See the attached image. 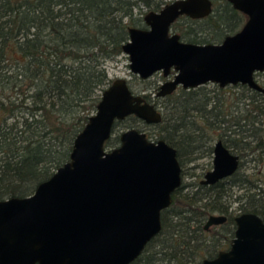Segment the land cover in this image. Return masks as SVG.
Returning a JSON list of instances; mask_svg holds the SVG:
<instances>
[{
    "label": "trees",
    "instance_id": "obj_1",
    "mask_svg": "<svg viewBox=\"0 0 264 264\" xmlns=\"http://www.w3.org/2000/svg\"><path fill=\"white\" fill-rule=\"evenodd\" d=\"M213 2L208 17H183L174 24L184 41L218 43L243 26L245 15L228 0ZM165 3L0 0V200L33 194L70 159L76 136L113 81L106 62L123 54L129 28H145L144 14ZM213 85L157 97L154 103L163 119L148 137L177 148L185 169L212 156L219 133L256 170L250 174L240 169L229 183L208 188L199 181L184 183L162 212L161 232L131 264H199L230 246L237 215L253 212L264 219V94L243 84ZM152 87L149 83L143 88L148 100L151 93L146 91ZM127 121V128L147 125L133 115L116 122L107 147L120 144L117 127ZM234 187L243 192L236 194ZM213 214L228 220L205 229Z\"/></svg>",
    "mask_w": 264,
    "mask_h": 264
},
{
    "label": "water",
    "instance_id": "obj_2",
    "mask_svg": "<svg viewBox=\"0 0 264 264\" xmlns=\"http://www.w3.org/2000/svg\"><path fill=\"white\" fill-rule=\"evenodd\" d=\"M247 16L235 33L219 43L199 44L171 32L176 20L213 11L212 0H172L148 11L145 28L130 27L122 46L131 72L142 79L155 73L173 78L157 92L207 83L243 84L264 94V0H228ZM136 116L158 124L160 109L126 78L114 79L102 92L96 111L74 140L70 159L28 196L0 200V264H131L162 230V212L182 186L178 150L164 139L153 140L135 127L107 147L116 122ZM240 167V155L222 140L214 147L213 168L202 183L215 184ZM227 220L211 215L205 229ZM228 249L199 264H264V219L245 212L235 217ZM192 264V263H188Z\"/></svg>",
    "mask_w": 264,
    "mask_h": 264
},
{
    "label": "rangeland",
    "instance_id": "obj_3",
    "mask_svg": "<svg viewBox=\"0 0 264 264\" xmlns=\"http://www.w3.org/2000/svg\"><path fill=\"white\" fill-rule=\"evenodd\" d=\"M129 64H130V61H129L128 56L123 53L122 55L116 57L113 60H108L105 66L112 80L116 78L128 79L129 84L131 85L133 90L137 93L144 92L143 88L146 86V84L152 83V86H153L152 89H147L146 92L151 93V99L149 100L152 102H155L157 98L156 94L158 91L157 88L155 89V85L156 84L160 85L161 83L164 82V80L161 77V73L158 72L154 74L152 77H150L147 83H144L141 81L140 77H138L137 75L131 72ZM257 79L263 82L264 73H260L257 76ZM209 86L212 88L214 87L212 83H210ZM229 91H232V89L227 90V93ZM138 124H139L140 130L145 131L147 134H149L150 132H155L159 130V127L155 125H145L144 123H138ZM128 125H129V121L121 123L120 125H118L116 133H122L124 130L128 129L126 127ZM243 161L245 164L241 168V172H247V173L252 174L256 170L254 163L253 162L248 163L246 159H244ZM212 165H213V157L211 156L202 157V158L195 160L194 162L188 163L185 166V171H184L185 173L183 174V182L184 183L198 182L201 178H203V174L205 173V171L210 170ZM196 166H199V167L196 168ZM194 172L196 175H194ZM238 188L239 187H234L233 191L236 192V194H240L241 192H243L242 190H239Z\"/></svg>",
    "mask_w": 264,
    "mask_h": 264
},
{
    "label": "flooded vegetation",
    "instance_id": "obj_4",
    "mask_svg": "<svg viewBox=\"0 0 264 264\" xmlns=\"http://www.w3.org/2000/svg\"><path fill=\"white\" fill-rule=\"evenodd\" d=\"M170 1H172V0H169V1H167L166 0V3H168V2H170ZM212 2H213V0H212ZM165 3V4H166ZM164 4V5H165ZM163 5V6H164ZM160 10V9H159ZM159 10H155V11H159ZM213 10H214V2H213ZM213 12V11H212ZM212 14V13H211ZM210 15V14H209ZM208 15V16H209ZM245 15V14H244ZM208 16H206V17H208ZM183 17H189V16H187V15H182V16H180L177 20H176V22H174L173 24H172V26H171V32H174V33H178V34H180L179 32H176L174 29H173V26H174V24L175 23H177L181 18H183ZM206 17H203V18H206ZM189 18H191V17H189ZM203 18H199V19H203ZM245 18H246V20H247V16L245 15ZM192 19H194V18H192ZM246 22V21H245ZM180 36H181V34H180ZM181 39H182V36H181ZM183 40V39H182ZM219 43V42H218ZM159 73H161V77H162V79L164 80V82L165 81H167V80H169V79H172L173 78V74H170L169 76H164L163 75V73L162 72H159ZM156 74V73H155ZM261 82V81H260ZM263 82H264V80H263ZM262 82V83H263ZM162 84V83H161ZM160 84V85H161ZM207 84H210V83H207ZM212 84H214V83H212ZM160 85H159V88H160ZM218 85V84H217ZM229 86H231V85H229ZM159 88H158V90H159ZM180 89H184V88H182V87H178L173 93H171L172 95H174L175 93H177ZM185 90H189V89H185ZM158 92V91H157ZM142 93H144L145 94V92H142ZM171 94H168V95H171ZM157 96V95H156ZM167 96V95H166ZM158 98H162V97H165V96H162V97H159V96H157ZM154 103V102H153ZM156 105V104H155ZM158 107V106H157ZM147 125H155V124H147ZM218 140H222V139H220L219 138V133H217V136H216V139H214L213 141V144H214V147H215V144H216V142L218 141ZM223 141V140H222ZM223 143L225 144V142L223 141ZM226 145V144H225ZM228 147V146H227ZM229 148V147H228ZM233 153H236V152H234L231 148H229ZM238 154V153H237ZM240 155V154H239ZM211 157H213L214 158V149H213V153H212V156ZM246 159V158H245ZM244 158H242V156L240 155V167H239V169L238 170H240L243 166H244ZM248 162V161H247ZM182 166V165H181ZM197 167H199V166H196V168ZM213 168V165H212V167L210 168V170ZM195 169V168H194ZM209 170V171H210ZM237 170V171H238ZM184 171H185V169H184V167H182V176H183V174H184ZM208 172V170L207 171H205V173L203 174V178H201L200 180H199V183L201 184V186L203 187V188H208V187H212V186H214V185H216V184H218V182L217 183H215V184H204V183H202V180L204 179V176H205V174ZM236 173V172H235ZM194 175H196L195 174V172H194ZM233 175H235V174H233ZM232 175V176H233ZM232 176H230V177H227V178H225V179H222V180H220V181H226L227 183H229L230 181H229V179L232 177ZM219 181V182H220ZM194 183H196V182H194ZM194 183H192V182H190V183H187V184H193L194 185ZM184 184V182L182 183V185ZM186 185V184H185ZM188 185V186H189ZM190 186H192V185H190ZM227 220H228V218H227ZM227 220L224 222V223H226L227 222ZM224 223H222V224H224ZM219 225H221V224H219ZM219 225H214V226H219ZM214 226H212V227H214ZM212 227H210V228H212ZM209 228V229H210ZM228 249V248H227Z\"/></svg>",
    "mask_w": 264,
    "mask_h": 264
}]
</instances>
